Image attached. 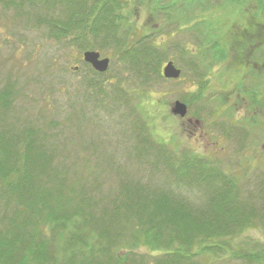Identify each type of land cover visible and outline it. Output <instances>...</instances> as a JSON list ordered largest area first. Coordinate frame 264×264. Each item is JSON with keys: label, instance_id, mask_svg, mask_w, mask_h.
Returning a JSON list of instances; mask_svg holds the SVG:
<instances>
[{"label": "rangeland", "instance_id": "rangeland-1", "mask_svg": "<svg viewBox=\"0 0 264 264\" xmlns=\"http://www.w3.org/2000/svg\"><path fill=\"white\" fill-rule=\"evenodd\" d=\"M124 2L126 23L121 27L113 32L100 28L96 38L85 31L88 40L69 43L54 36L49 22L67 20L73 9L86 24L92 0H45L42 6L0 0V145L9 152L0 149V157L11 165L24 154V171L31 178L20 192L0 196V239H5L1 253L25 248L11 264H18L28 248L29 264H72L80 251L95 264L174 261L182 242L159 224V243L171 238V247L143 244L149 237L147 218L125 214L120 204L128 200V213L138 212L144 201L152 204L155 194L165 192L171 194L170 202L184 203L197 217L218 198L213 194H222L224 178L231 181L226 190L233 200L228 203L243 215L225 218L234 211L229 205L223 208L225 215L211 218L216 221L213 230L211 223L204 231L210 237L203 243L216 249L176 261L255 264L236 254L264 250V108L246 98L237 83L243 92L259 89L258 84L264 91V0L241 6V0ZM206 21L221 23V34L228 35L214 50L210 40L219 43L220 36L204 34ZM76 30L72 33L79 36ZM127 50L131 55L126 56ZM218 50L224 58L214 57ZM86 51L109 60L104 73L83 62ZM169 61L180 69L178 79L162 76ZM176 101L187 107L184 118L171 112ZM27 140L28 149L23 147ZM188 154L215 172L209 183H191L192 175L179 180L165 166L167 158L176 162ZM38 189L54 197L44 196L31 205ZM62 192L79 198L53 213L49 222L44 220ZM38 207L41 211L35 215ZM83 207L88 218L81 215L77 227L69 223L64 228L61 220ZM117 207L120 213L114 216ZM104 214H112L107 217L113 220L101 224ZM155 221L153 217L152 224ZM95 227L115 236L109 248L98 247L95 237L92 248H86ZM137 233L139 243L132 239ZM73 237L79 242L68 248ZM198 248L194 244V250Z\"/></svg>", "mask_w": 264, "mask_h": 264}, {"label": "trees", "instance_id": "trees-1", "mask_svg": "<svg viewBox=\"0 0 264 264\" xmlns=\"http://www.w3.org/2000/svg\"><path fill=\"white\" fill-rule=\"evenodd\" d=\"M22 1H28L30 4H34L36 6H42V4H43L42 1L45 2V0H22ZM249 1L250 0H241L240 6L243 3H246ZM256 1L258 2L260 0H256ZM10 3L13 4V2H10ZM260 3L262 4V1ZM123 5H125V6L127 5V4H125L124 0H92V3L90 4V6H88V9H89L88 14L89 15L85 17V19H86L85 23L86 24L82 23V19L80 17L81 14H79L77 11H73V9H72V12L70 13V16L67 20L61 21V20H54L53 19V20H51V22H49V24L51 25V29L56 32V34L54 36L59 41H63L64 39L67 38L66 40L69 43L70 42L71 43L78 42L77 40H80L79 42H81L83 38H86L88 40V37H87L88 35H85V31L90 36H92L93 38H96L97 33L101 30L100 28H104L108 32H113L115 29H118L119 27H121L124 24V22L126 23V21L124 20L125 15L123 14V11L121 10ZM202 26H203L204 34L211 35L212 39H214V38L217 39L220 36L219 43L218 42L214 43L210 40V45L213 46V50L220 46V44L222 43L221 38L228 36V35L225 36V34H221L222 33L221 23H217V24L214 23L213 24V23H211V21H206V22H203ZM75 30L80 33L79 36L72 33ZM146 50L150 51L149 48H146ZM223 53L224 52L223 51L221 52V50H218L216 52L217 55H215L213 52L214 57L217 59L219 57L224 58ZM148 54L151 55V53H148ZM128 55H131V53H128V50H127L126 56H128ZM237 87H239L240 92L244 96H246V98L248 97L252 103H254L256 106H260L261 108H264V91L262 92L259 90L260 88H262V87H259V84L257 85V88H259V89H255L254 91L247 90V91L243 92L241 90L242 85L240 83H237ZM6 147L7 146L5 144L0 145V149L4 154L9 153L8 150L6 149ZM23 147L26 149L31 147L28 144V140L26 141V145H23ZM23 155L24 154L20 155L19 160L15 161V163L11 164V165L8 164L7 161H5L2 157H0V196L3 193H12L13 191L20 192L24 188L26 183H27V185L30 184L31 178L24 171V167L26 164L25 160L27 161V158H23ZM7 159H9V155L6 156V160ZM165 163H166L165 166L170 168V173L173 174L174 177L179 179V180L188 179V177L190 175H192L193 176L192 178L194 180H192L191 183H197V184L209 183L210 181L208 178L211 177V175L215 174V172L212 171V169H210L206 165L200 163L194 154L193 155L188 154V155L184 156V158L182 160L180 159V160H177L176 162L173 161L172 159L167 158L165 160ZM230 182L231 181L225 182V180L223 178V181H222L223 188H221L222 194H219V192L213 194V197H218V198L217 199L212 198L210 201L211 204L209 206V209H207L208 211L203 212L202 210H200L199 215H196L197 217H195V216L192 217L189 210L186 209L184 203L170 202L171 194L165 193V192H161L160 194H158V193L155 194V196L157 198H156V201L151 200L152 204L146 205V204H148V201H144V204L141 205V206H143V209L138 211V212L130 211V213H128L129 210L126 209L127 207H130V205H127L128 200H126L124 202V204H120V205H123V208L125 209V211H124L125 214L127 213L130 215H133L131 213H134V216H132V217H139L140 219L143 217L147 218V220H148L147 224L150 225V226H148V231L150 233L149 232H148L149 234L145 233V236H149V237H148L147 241L143 244H145V245L149 244L151 246V248L166 249V247H171V242H173V239H171V238H168V240H164V241H162V243H159V239L163 235L162 234V232H163L162 228L159 227V224H161V226H163V228L168 231V235L172 234L173 237L176 236L175 239H179L182 242L181 243V250H178V251L175 250L177 253L174 254V256L172 258L174 261H168L167 262L165 260V261L157 262V264H178V262L176 261L177 259L192 260L191 258L193 256L210 255L211 249H213V250L216 249L215 246H217V245L210 244V242H207V244L203 243L205 239L210 237L209 234H207V235L204 234L205 226L208 227L207 225L212 223V225L210 226V229L213 230L212 229L213 223L216 221L212 220L211 218H213L214 215H216V214L221 215V216L225 215L226 213L223 211V208L227 207L228 205L232 208V210L234 212L230 215H227V216L225 215V218L230 219L231 217L235 216V214L242 211L240 208H237L238 210L236 209V207L233 208V202L228 203V201H229L228 199L233 200L230 195H227L228 191L226 190L227 186L230 184ZM132 187H134V186H132ZM122 188H123V191L125 192L124 187H122ZM138 188L139 187L136 186L135 190H136V192H138V194H141L140 193L141 191L139 190L140 188L139 189ZM33 191H34V189L31 192H33ZM127 195L129 197H131V195H129L128 193H127ZM44 196L48 197L49 199L54 197L53 194H50V193H48L42 189H38L35 193L34 200L31 201L32 202L31 205L38 204L39 199L43 200ZM78 198L79 197L73 193L70 194L69 197L68 196L66 197V194H64V192H62V194L61 193L58 194L56 199L54 198L58 202L56 209L53 211H50L46 215V218L44 217V220H47L49 222L53 218L52 217L53 213H55L59 209L68 208V206L72 204V203H70V201L72 199L76 200ZM22 204L23 205L21 207V210L25 211V210H23V206H25L23 201H22ZM41 204H42L41 206H44L45 203L42 202ZM75 204H76V202L74 203V205ZM31 205H27V207L31 208ZM86 207H88V206H86ZM84 208L85 207H83L82 209H77V210L73 211L71 214V215H73L72 217L70 216V218H67V219L64 218L63 220H61V223H62V221L64 223L63 227L69 228L68 227L69 223H71V225H74L75 227H77L80 223L78 221H80L81 215L83 216L82 219L84 220V218H85V220H86L88 218V213L86 215ZM117 208L112 213L114 216L117 215V213H120L119 208L118 209ZM150 209L152 212H150L148 214L147 212ZM40 211H41V207H38L35 209L34 214L38 215V213ZM79 213H81V214L78 216L77 214H79ZM200 213H201V215H200ZM239 214L243 215L242 213H239ZM92 215L91 214L89 215V217H90L89 222H91V223L95 222V219L93 218ZM104 215H105L104 218H103V216L102 217L99 216L100 217L99 218L100 223L102 221L101 219H103L101 224H103L104 220H108V221L111 220L108 218L111 216L110 214L109 215L104 214ZM203 215L208 216V217L206 218ZM156 216H158V217H156ZM199 216H201V217H199ZM91 217H92V219H91ZM153 217H155L156 221L152 224ZM117 219L118 218H116L115 221H117ZM55 223L57 225H60L59 221H56ZM217 223L220 225V223H221L220 220ZM11 225H12L11 228L13 229L14 222H12ZM88 225H89L88 227H90V228L94 227V226H90V223ZM37 230L38 229H36V232H37ZM9 231H11V233H12V230L9 229ZM91 231L94 235L90 234L88 236V238L91 241L86 243V248H92V246H93L92 239L94 237H95L96 245L100 248H109L112 245V243H114L115 236H113L111 234H107L108 231L106 229L97 227L94 231L93 230H91ZM3 233L0 232V235ZM7 233L5 235H7ZM35 234L36 233L34 232V234L31 235V242L34 240ZM5 235H3L2 237H4ZM60 237H61V235H60ZM134 237L135 238H132L133 241L135 243H137V242L139 243V239L141 237L140 233H137V235ZM132 239H131V241H132ZM194 239H196L197 243H194ZM1 242H3L5 244V239H0V245L2 247L3 243H1ZM21 242L22 241H20V243ZM78 242L76 243L75 237H73L69 240V242H67V246H70L68 248H73V245L76 243V246H77ZM23 243H24V241H23ZM131 243H133V242H131ZM82 244H83V246H85L84 242ZM194 244L199 246L198 250H194ZM40 248H43V246H40ZM184 248L189 249V251H186V249H184ZM13 249H14L15 253H14V251L6 252L5 255H3L1 253V249H0V264H11L13 259H14V256H16L18 254L21 255L25 251V248H21V249L12 248V250ZM72 250H70V251L67 250V252H69V255H74ZM30 251H31L30 248H28V250H26V254L24 255V257L20 260V262L18 264H29V261H28L29 255L28 254L31 253ZM75 255H77V253ZM236 255L238 257H243V258L245 257L244 259H247L248 261H252L255 264H264V250H262V249L255 254H253V253H250V254L249 253H242V254L238 253ZM39 260H42V256H39ZM117 260L118 259H116V261ZM72 264H95V263H92L89 260V258H87L85 256V254L80 251L76 262L72 263ZM118 264H120V263H118Z\"/></svg>", "mask_w": 264, "mask_h": 264}, {"label": "water", "instance_id": "water-1", "mask_svg": "<svg viewBox=\"0 0 264 264\" xmlns=\"http://www.w3.org/2000/svg\"><path fill=\"white\" fill-rule=\"evenodd\" d=\"M82 57L84 62L91 65L98 73H104L108 68L109 60L107 58L100 59V55L97 52L86 51L83 53ZM180 75V69H177L171 61L167 62L162 68V76L165 79H178ZM171 112L180 118H184L187 113V107L186 105L176 101L171 108Z\"/></svg>", "mask_w": 264, "mask_h": 264}]
</instances>
